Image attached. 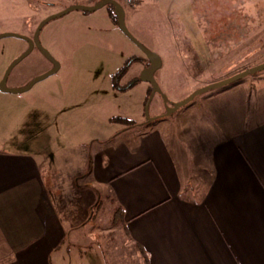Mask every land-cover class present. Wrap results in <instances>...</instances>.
I'll return each instance as SVG.
<instances>
[{
  "label": "rangeland",
  "instance_id": "obj_1",
  "mask_svg": "<svg viewBox=\"0 0 264 264\" xmlns=\"http://www.w3.org/2000/svg\"><path fill=\"white\" fill-rule=\"evenodd\" d=\"M98 1L4 0L0 34L29 37L42 20L66 7ZM116 2L124 10L128 32L160 57L154 73L160 94L139 79L148 60L121 32L108 5L90 12L72 10L45 23L38 41L59 69L26 92H0V144L14 140L44 165L52 158L58 179L73 172L79 154L89 165L98 153L106 160L104 151L136 139L148 118L163 115L198 89L264 63V0H139L133 6ZM1 47L0 81L19 53L27 50L25 41L16 37L0 38ZM51 67L50 60L34 49L11 69L6 86L24 88ZM256 74H264V69L239 82L247 85L257 80ZM221 88L196 95L151 125L162 128L178 172L184 180L193 176V184L204 183L207 176L194 168L202 156L189 115L199 114L204 101ZM89 179L79 178L78 184ZM83 189L87 202L92 193ZM97 190V209L85 219L84 231L74 235L80 245L70 243L72 251H85L83 257L78 254L83 260L71 263L69 254L64 260L60 256L65 255L56 253L54 263L142 264L129 241L126 244L119 216L115 219L118 206L111 193L105 186Z\"/></svg>",
  "mask_w": 264,
  "mask_h": 264
},
{
  "label": "crops",
  "instance_id": "obj_2",
  "mask_svg": "<svg viewBox=\"0 0 264 264\" xmlns=\"http://www.w3.org/2000/svg\"><path fill=\"white\" fill-rule=\"evenodd\" d=\"M255 77L217 90L189 115L202 156L194 168L204 183L184 180L162 128L143 123L136 139L105 150L106 160L98 153L89 165L79 154L64 179L52 158L44 165L4 140L0 264H55L56 253L81 262L85 251L70 243L80 245L74 235L97 209L100 186L115 200V219L142 264H264V74ZM86 176L92 179L80 186ZM84 187L92 193L87 202Z\"/></svg>",
  "mask_w": 264,
  "mask_h": 264
},
{
  "label": "water",
  "instance_id": "obj_3",
  "mask_svg": "<svg viewBox=\"0 0 264 264\" xmlns=\"http://www.w3.org/2000/svg\"><path fill=\"white\" fill-rule=\"evenodd\" d=\"M106 5H111L115 8L116 12H117V21H118V25L119 28L121 30V32L126 35L146 56L148 62H149V67L143 69L140 73L139 79L141 81L147 82L150 87L152 88V92L155 93H161L160 89L158 88L155 80H154V73L156 72V70L159 68L160 66V57L154 53L151 52L149 50H147L144 46H142L127 30L125 22H124V10L123 8L120 6V4L118 2H116V0H101L100 2L94 4V5H80V4H73L70 5L68 7H66L65 9L59 11L56 14H53L47 18H45L44 20H42L36 27L33 37L29 38L26 36H20V35H16L13 33H3L0 34V38L3 37H16V38H20L26 42H28V48L27 50H25L21 56H19L16 60H14L6 69L1 81H0V92L3 93H12V94H17V93H23L26 92L28 90H30L33 85H35L36 83L44 80L45 78H47L48 76L55 74L57 72V70L59 69V64L57 61H55L49 54L48 52H46V50H44L42 48V46L40 45L39 41H38V35L40 30L42 29L43 25L45 23H47L48 21H50L51 19H54L56 17L62 16L72 10H82L85 12H90V11H95L97 9H100ZM34 45L37 47V49H39L49 60L50 62L53 63V68L51 70H49L48 72H46L44 75L37 77L33 80H31L27 86H25L24 88L21 89H8L6 86V79L7 76L9 74V72L11 71V69L21 60H23L25 57H27L30 52L33 50ZM264 69V63L259 64L257 66H254L252 68H249L247 70H244L238 74H235L225 80L216 82V83H212L210 85H207L201 89L196 90L195 92H193L191 95H189L187 98H185L184 100L174 104L171 108H166V112L165 115H169L173 112H175L178 108H180L182 105L188 103L189 101H191L196 95L201 94L205 91H209V90H213V89H218L221 87H225L227 85H230L232 83L238 82L241 79H243L244 77H246L248 74L251 73H256L260 70ZM163 100L164 103H166V99L165 96H163ZM154 118H148L146 121H152Z\"/></svg>",
  "mask_w": 264,
  "mask_h": 264
},
{
  "label": "flooded vegetation",
  "instance_id": "obj_4",
  "mask_svg": "<svg viewBox=\"0 0 264 264\" xmlns=\"http://www.w3.org/2000/svg\"><path fill=\"white\" fill-rule=\"evenodd\" d=\"M97 3H98V2H97ZM95 4H96V3H95ZM85 5H91V4H85ZM92 5H94V4H92ZM3 9H4V0H0V30L2 29V26H3V24H4ZM33 34H34V32H33ZM33 34H32L31 36H29V38H32V37H33ZM25 44L27 45V48H28V42L25 41ZM34 49H37V47H36L35 45H34V47H33V50H34ZM33 50H32V51H33ZM32 51H31V52H32ZM31 52H30V53H31ZM22 53H23V52H20L19 55L17 56V58H18L19 56H21ZM0 55H3V48H2V47L0 48ZM17 58H15V60H16ZM25 58H26V57H25ZM21 61H22V60H21ZM21 61H20V62H21ZM20 62H18L17 64H19ZM50 63H51V66H52V67L50 68V70H51V69L53 68V63H52V62H50ZM17 64H16V65H17ZM16 65H15V66H16ZM15 66H14V67H15ZM14 67H13V68H14ZM147 67H149V62H148ZM159 67H160V66H159ZM48 71H49V70H48ZM48 71H47V72H48ZM33 86H34V85H33ZM164 116H166L165 113H164L163 115H161V116L154 117V119L157 118V120H159V119H161V118L164 117ZM154 119H153V120H154ZM153 120H152V121H153ZM148 122H149V121H148ZM153 123H154V122H153Z\"/></svg>",
  "mask_w": 264,
  "mask_h": 264
},
{
  "label": "trees",
  "instance_id": "obj_5",
  "mask_svg": "<svg viewBox=\"0 0 264 264\" xmlns=\"http://www.w3.org/2000/svg\"><path fill=\"white\" fill-rule=\"evenodd\" d=\"M101 0H99L98 2H100ZM109 7H111L112 9H113V11H114V13H113V17H114V19H115V21L117 22V12H116V10H115V8L113 7V6H111V5H108ZM157 120V118H155L153 121H150V122H148V121H145L143 124H145V125H152L153 124V122H155ZM145 259V258H144Z\"/></svg>",
  "mask_w": 264,
  "mask_h": 264
},
{
  "label": "built area",
  "instance_id": "obj_6",
  "mask_svg": "<svg viewBox=\"0 0 264 264\" xmlns=\"http://www.w3.org/2000/svg\"><path fill=\"white\" fill-rule=\"evenodd\" d=\"M126 6H133L139 2V0H122Z\"/></svg>",
  "mask_w": 264,
  "mask_h": 264
}]
</instances>
